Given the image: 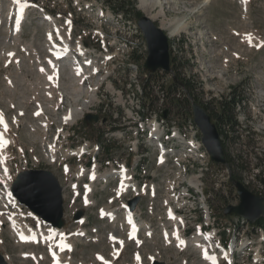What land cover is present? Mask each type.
I'll return each mask as SVG.
<instances>
[{"label":"rangeland","instance_id":"1","mask_svg":"<svg viewBox=\"0 0 264 264\" xmlns=\"http://www.w3.org/2000/svg\"><path fill=\"white\" fill-rule=\"evenodd\" d=\"M31 1L33 4L22 23L19 37L15 38L10 33L6 23L0 27V117L9 124L8 137L11 139L4 154L7 165L26 162L27 167L48 170L57 178L62 187L63 229L72 247L64 250L53 246L50 248L49 245L19 244L8 228L1 224L0 253L8 264H107V261L108 264L132 263V253L139 251V247L131 241L121 255L114 256L112 252L117 244L110 242L109 237L125 231L121 220L114 225L100 219V209L120 207L131 197V193L116 198L109 204L107 199L114 198L119 181L100 180L98 175L111 168L119 169L125 161L140 186L146 184L148 179L155 184L158 190L155 201L158 202L163 195L167 175L177 174L172 167H155V153L146 138L145 132L150 122L143 119L159 104L149 109L143 107L141 95L135 90L136 85L141 87L145 81V58L138 53V49L131 52L126 46L127 39L141 40L139 35L134 34L133 28L125 23L127 20L122 19L127 17L135 21L137 16L128 11L118 19L117 12H113L105 0H28ZM128 1L135 4V10L139 14H145V10L140 7L142 0ZM203 1L161 0L164 17L159 16L154 21L160 26L162 21H172L170 26L175 24L177 31L182 25L185 26L180 35L182 42L172 53L182 59L178 69L181 76H192L195 82H199L194 93L198 94L200 102L206 105L214 119L220 111L216 104L220 100H229L232 93L242 100L233 110L235 125L227 137L223 134L222 139L224 150L234 158L239 154L242 164L250 169L254 158L264 154V0H249L247 11L242 8L240 0H209L202 5ZM2 3L1 9L3 15H6V0H2ZM98 8L102 10L103 19L96 16ZM157 10L155 8L150 14ZM43 13L52 15L55 28L60 36L69 38L71 46L77 45L75 42L79 40L84 46L94 49L92 52L97 61L96 64L83 68L85 75L91 73L83 83L85 89L94 83L98 84L99 102L83 116L75 114L78 118L76 123L64 125L61 132L58 131L62 117L70 111L71 106L75 109L87 97V90L75 93L72 87L68 88L72 76L69 66L63 63L58 66L62 71L60 85L52 89L51 84L45 82L47 77L40 72L47 70V60L51 58L46 43V34L51 26L42 23ZM163 29L167 33L166 28ZM113 31L117 38L109 47V41H113ZM103 36L106 48L115 55L113 60L106 63L100 59L104 51L99 46V37L101 45ZM247 37L252 40L251 44L245 42ZM8 50L14 51V60L11 57L10 62H4ZM91 69L95 71L90 72ZM170 80V76L157 74L153 81L158 82L153 87H165ZM109 83L113 89H105ZM117 91L121 92L120 97L115 94ZM153 91L152 96L156 97L157 90ZM66 92H70V96L77 100L71 101L73 99L65 97ZM33 112L39 114L34 116ZM86 113L99 115L98 122L87 124L84 120ZM185 113L187 112L173 108V114L168 117L167 122L175 121L180 127L189 119ZM138 116L143 120L141 123ZM103 117H106V122L101 124ZM42 121L49 123L46 130L41 127ZM56 134L58 138L54 142ZM237 136L239 138L236 139ZM136 140V147H132L131 144ZM49 143L55 148L53 152L48 148ZM80 145H86V155H69L71 150H77ZM132 148L134 151H131ZM51 158L54 159L53 162L50 161ZM109 163L113 166L110 167ZM94 165L97 177L96 181L93 180L95 182L92 183L91 193L87 194L84 186L90 184L89 175ZM212 172V177L206 178L204 193L209 194L208 203L216 218L217 230H227L226 223L231 219L230 216H223L222 207L226 201H234L233 191L229 187V181L228 186L226 185L225 174L217 169H212ZM256 173L257 169L254 170V175ZM244 175L245 182L249 183L252 175ZM147 205L146 194L140 201V208L144 211L141 217L152 219V224L157 226L159 217L147 215ZM156 208L161 210L159 202ZM78 211L82 212L83 223L73 219ZM80 232L83 234L79 235ZM248 237L252 244L247 250L234 254L232 264H264V243L259 242V236ZM140 238L146 243L143 245L144 251L140 250L143 258L141 264H148L146 253L154 254L164 264H184V260L186 264H203L197 259L195 252H179L172 246H164L156 229L152 238L144 239L143 233ZM58 255L60 257L56 258ZM259 256L261 259L256 261L254 258ZM101 258H104L105 263L101 262ZM65 260L68 262L65 263ZM220 264L228 263L226 259H222Z\"/></svg>","mask_w":264,"mask_h":264},{"label":"water","instance_id":"2","mask_svg":"<svg viewBox=\"0 0 264 264\" xmlns=\"http://www.w3.org/2000/svg\"><path fill=\"white\" fill-rule=\"evenodd\" d=\"M147 46V56L143 65L144 70L155 72L163 70L170 72L169 41L162 28L152 19L143 14L136 20ZM175 82L177 78H173ZM193 121L201 133V141L207 150L210 159L217 164H225L224 150L219 140V134L210 116L197 102H191ZM167 112H163L166 117ZM85 120L90 123L98 120V115L87 114ZM106 118H103L104 122ZM238 195L237 205H228L223 214H236L254 223L264 217L263 198L251 193L240 181L234 182ZM11 192L17 201L36 214L42 221L51 227L61 228L63 221L62 188L56 177L47 170H27L17 174L12 183ZM139 198L128 201L129 209L135 208ZM82 215L78 211L74 215L77 220ZM0 264H8L0 254ZM162 264V263H158Z\"/></svg>","mask_w":264,"mask_h":264},{"label":"bare ground","instance_id":"3","mask_svg":"<svg viewBox=\"0 0 264 264\" xmlns=\"http://www.w3.org/2000/svg\"><path fill=\"white\" fill-rule=\"evenodd\" d=\"M22 1H25V0H15V1H13V0H6V2H7V6H8V8H13V13H14V9H15V7H16V4L18 3V2H22ZM208 1L209 0H204L203 2H202V5H205V4H207L208 3ZM248 1L249 0H240V2H241V6H242V8L243 9H245V11H247V8H248ZM0 3H2V0H0ZM23 3V2H22ZM30 4H26L25 6H26V8L29 6ZM161 0H142V2H141V5H140V7H141V9L143 10H145V14H147L148 15V17L150 18V19H152V20H154V19H156L157 17H159V16H162V17H164V13H163V11H162V8H161ZM202 5L200 6V7H202ZM199 7V8H200ZM155 8H158V10L156 11V13H154V14H150V11H153ZM8 13H9V11H8ZM101 16H103V14L101 13L100 14ZM24 19H25V12H24V15H23V17L21 18V20L20 21H16L14 18H12L11 20H10V23H9V25L7 26V27H9L10 28V33L15 37V38H17V36H18V33H19V31H20V29H21V27H22V23L24 22ZM42 19V23L43 24H46L47 22L45 21V20H49V22H48V24L49 25H51V24H53V19L51 18V16H49V15H47V14H43V17L41 18ZM162 20V19H161ZM163 22V21H162ZM161 22V24H162V28H166V30L168 31V33H169V35H171V36H175L178 32H181V31H184V29H185V26H181L180 28H179V30L177 31V28H175V24H173V25H171L170 26V24L172 23V21L171 22H166V23H162ZM170 28V29H169ZM175 28V29H174ZM54 29V28H53ZM50 34L48 35V37L50 38ZM19 37V36H18ZM245 40V42L247 43V44H251L252 43V40L249 38V37H247V38H245L244 39ZM75 49H76V51L77 52H79V50L81 49L80 48V46L79 45H76L75 47H74ZM13 52V56H12V60H14V51L13 50H8L5 54H6V59L4 60V62H6L7 60H9V62L11 61L10 59H9V52ZM37 53V52H36ZM16 62V61H15ZM60 62V61H59ZM58 61H51L50 60V63H48L47 65H50V67H47V70H41V72L40 73H43L45 76H47V77H51V70H53L54 69V74H56V69L55 68H57L58 69V75H57V77H58V79L55 81V79L57 78H55L54 79V82L53 83H48V82H46V80H45V82L47 83V84H51L50 86L52 87V89L53 88H57L59 85H60V81H59V79H60V74H62V71H61V69H59L58 68V63H59ZM51 65H52V68H51ZM25 66V65H24ZM42 69V68H41ZM69 69V72H70V70H71V76H72V79L70 78V81H69V86L66 84V83H64L65 85H67L68 86V88L69 87H72L71 89L73 90V92H75V93H80V92H83V91H85V90H87V91H85L86 93H87V97L85 98V99H83L82 100V102L78 105V106H76L75 107V109H73V107L71 106V108H70V111L68 110L65 114H64V117H62V123H61V125H60V129H62V127L64 126V125H69V124H73V122L74 123H76V120L78 119L77 117H76V115H79L80 117L81 116H83V114L85 113V112H88L89 111V109L93 106V105H95L97 102H99L98 101V97H97V90H98V84L97 83H94V85H88L89 87H87V89H85V87H84V83H83V81H84V73H83V71L79 68V67H73L72 69H71V67H69L68 68ZM41 75V74H40ZM54 76H56V75H54ZM15 77V76H14ZM46 79V78H45ZM38 80V79H37ZM31 84H32V82H30ZM30 84V85H31ZM34 85V84H33ZM48 86V85H47ZM31 87V86H30ZM49 88V87H48ZM37 92V91H36ZM72 91H71V93H73ZM71 94H70V92H66L65 93V97H67L68 99L69 98H71V99H73V97L72 96H70ZM58 97H62V96H58ZM77 99H73V100H71V101H76ZM20 110H22V109H20ZM19 114H22L20 111H19ZM71 114H72V116H71ZM76 114V115H75ZM70 116H71V118H70ZM79 117V118H80ZM16 123H18V124H21V123H19V122H16ZM41 123V127H42V129L43 130H46V128H47V126H49V123L47 122V121H42V122H40ZM46 123H47V125H46ZM30 128H32V129H34V126H31ZM151 129H152V131L153 132H155V130H156V125L155 124H151ZM1 130H2V133H3V135H4V137H6V132L8 131V124L6 123V122H4L3 121V127L1 128ZM187 131H188V135H189V137H190V142H191V146H190V148L188 149V153H187V156L191 159V161L192 162H199L200 163V165L202 166V168H200L199 170H202L203 168L205 169L206 167H207V161H206V157H205V154H204V152H201V148H200V143L199 142H197V141H195V140H193L194 139V137L196 136V133H194L193 132V127H192V124H188V129H187ZM33 137V136H32ZM7 139V138H6ZM5 139V140H6ZM6 141H8V139L6 140ZM55 147V146H54ZM52 149V148H51ZM55 149V148H54ZM87 150L85 149V146L83 145H80L78 148H77V150H76V152L78 153V154H81V153H85ZM56 152V151H55ZM54 154V153H53ZM233 158V161H234V163L235 164H238V159H237V157L236 158H234V157H232ZM5 159H6V157L5 156H3L2 155V159H1V165L5 168L7 165H6V162H5ZM237 159V160H236ZM53 158H51L50 159V161L51 162H53ZM237 161V162H236ZM81 171V170H80ZM97 170H95V167L93 168V170H92V174H91V179L92 180H95V178L97 177V172H96ZM258 169H257V173H258ZM81 173V172H80ZM98 179H103V180H106V179H108V178H118L119 180H120V183H119V187H118V189H117V196H119V195H121V194H123V193H127V192H129V191H134L135 193H138L140 190L132 183V180H131V178H130V176H129V173L125 170V169H118V170H115V169H113V170H107V171H105V172H103V173H101V174H99L98 175V177H97ZM97 179V180H98ZM96 181V180H95ZM95 181H90V184H88L87 185V187H88V190H87V192H88V194H90L91 193V189H92V183L93 182H95ZM250 181H252V178L249 180V182ZM247 184H249V183H247ZM75 185V184H74ZM5 187L8 189L9 188V184H6L5 185ZM88 197V196H87ZM86 199V198H85ZM180 199L182 200L183 199V197L182 196H180ZM89 201V200H88ZM87 202V201H86ZM90 202V201H89ZM88 202V203H89ZM188 202V201H187ZM117 209H113V210H110V209H106L102 214V216H106V217H114V216H116V211ZM126 216H129V214H125ZM117 216H118V214H117ZM116 216V217H117ZM131 220V219H130ZM144 224V223H143ZM80 234V233H79ZM32 236V238H33V241H42L43 243L44 242H48L47 244L50 246V248H52L51 246H56L57 248L59 247V248H62V249H64V250H66V249H70L71 247H72V245L71 244H69L70 242H68L67 241V239H66V236H65V234H64V231L62 230V229H60V230H57V229H52V230H48V232H43L42 230H40V231H36V232H34V234H32L31 235ZM48 238V240H46ZM54 238V239H53ZM80 240V239H79ZM194 240V244L196 245V246H200V252L202 253V252H204V250L206 249V248H208V247H213L211 244L210 245H208L207 244V242H204L203 241V238H201V240L202 241H199L198 239L196 240V239H193ZM111 241H118V242H120V245L121 246H123V242H122V240H121V238H116V237H113V236H111ZM128 241V240H127ZM232 247H234V246H231V250L229 249H225L223 252H222V258L224 257V258H227V260L228 259H230L231 258V256H232V251H233V249H232ZM61 251V250H60ZM61 253V252H60ZM57 254V253H56ZM60 257V255H58V257H56V258H59ZM61 259V258H60ZM59 259V260H60ZM136 259H137V263L136 264H140V261H139V258L138 257H136ZM66 261V260H65ZM68 261H66L65 263H67ZM71 264V263H70Z\"/></svg>","mask_w":264,"mask_h":264},{"label":"trees","instance_id":"4","mask_svg":"<svg viewBox=\"0 0 264 264\" xmlns=\"http://www.w3.org/2000/svg\"><path fill=\"white\" fill-rule=\"evenodd\" d=\"M105 2L112 8V11L114 10L115 12H118L121 14H126L128 11H131L132 15H135L137 17L141 16V14H139L135 10V4L133 2L128 1V0H118V1L117 0H105ZM171 61H172V71L178 77V79L182 85V88L184 89V93H183L182 98H180V99L179 98L178 99H175V98L171 99L170 98V103L173 104L175 107H181V108L184 107V110H189L190 100H193L194 102L200 103L201 106L207 111L208 109H207L206 105L202 104L200 102L198 94L194 93L195 89H196V85L199 84V82H195L193 80L192 76H188L187 78L181 76V72H179V70H178L181 67V65H180V67L175 66L174 65V58H172ZM176 87L177 86L175 84L170 85L167 88L168 93L172 94L176 90ZM146 88H147L146 85H144L143 97H145V100L147 101L150 93L147 91ZM161 92H163V90ZM230 97L233 99L237 98V97L235 98L234 93H232ZM221 103L223 106L222 114L217 116V118H216L217 121L219 122L218 125H220V126H231L232 127V125L235 124L234 118H233V106L230 107L227 102H221ZM143 105L146 106L145 102ZM220 134H222V132H220ZM236 179H239V177L236 176L235 174L230 175V181L231 182H233Z\"/></svg>","mask_w":264,"mask_h":264},{"label":"flooded vegetation","instance_id":"5","mask_svg":"<svg viewBox=\"0 0 264 264\" xmlns=\"http://www.w3.org/2000/svg\"><path fill=\"white\" fill-rule=\"evenodd\" d=\"M235 98L236 99L230 98V100L227 102L230 107H232V106L234 107L236 104H239V101H242V100H239V96H236L235 95ZM221 102H225V101H220V102L216 103L219 106V108H220V111L217 113L218 116L222 114V108H223V106H222V103Z\"/></svg>","mask_w":264,"mask_h":264},{"label":"built area","instance_id":"6","mask_svg":"<svg viewBox=\"0 0 264 264\" xmlns=\"http://www.w3.org/2000/svg\"><path fill=\"white\" fill-rule=\"evenodd\" d=\"M190 124V123H189ZM193 127V132L196 133V130L194 128V126L192 125ZM253 175H252V181H253V185L256 187L257 190H264V186L261 185L257 180L254 179V170H253ZM250 183V182H249Z\"/></svg>","mask_w":264,"mask_h":264},{"label":"snow or ice","instance_id":"7","mask_svg":"<svg viewBox=\"0 0 264 264\" xmlns=\"http://www.w3.org/2000/svg\"><path fill=\"white\" fill-rule=\"evenodd\" d=\"M9 55H11V53H9ZM37 114H39V113H37ZM6 171V170H5Z\"/></svg>","mask_w":264,"mask_h":264}]
</instances>
